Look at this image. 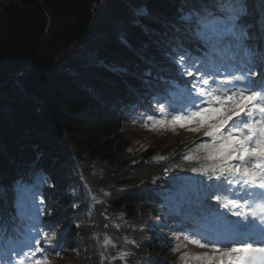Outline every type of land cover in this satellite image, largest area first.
<instances>
[{
	"label": "trees",
	"instance_id": "trees-1",
	"mask_svg": "<svg viewBox=\"0 0 264 264\" xmlns=\"http://www.w3.org/2000/svg\"><path fill=\"white\" fill-rule=\"evenodd\" d=\"M101 1L0 0V81L29 68L20 84L37 101L44 103H32L21 96L13 82L0 89V152L7 164H1L0 168L7 173L8 167L14 169L18 163L25 162L28 154L32 156L34 153L28 146L35 135L45 137L39 144L43 152L41 157L47 160L40 165L45 173L51 168L49 150L56 149L62 156H68L71 150L88 177L92 193L102 196L107 204L108 219L99 218L103 241L110 242L107 245L110 250L130 251L132 256L128 261L131 264H155L142 258L155 253L148 247L149 241L159 244L143 229L146 216H154L155 203L149 193L132 187L147 184L161 175L164 166L154 164L152 157L160 152L165 154L167 148L162 150L132 139L120 118L128 106L123 99L129 95L126 92L118 95L109 84L101 81L113 82V79L93 58L110 63L113 57L127 60L128 67L139 73L138 61L123 51L118 40L120 33L129 36L130 6L148 4L155 15L164 19L163 15H169L165 6L174 0H105L97 9ZM132 41L129 42L138 51L155 50L152 41L145 37ZM70 49L74 61L69 62L66 70L58 69L66 61ZM156 56L158 54L153 53V58ZM125 81L134 85L131 80ZM65 178L73 179L67 173ZM54 183L49 187L57 189ZM59 183L62 189H67L68 184L61 179ZM98 187L107 193H100ZM122 187L124 189L119 190ZM74 188L73 191L79 192L76 196L68 195L63 204L73 206L72 216L83 215L87 208L86 195L79 185ZM55 201L56 197L48 191V204ZM59 204L50 206L53 213ZM127 222L131 225H126ZM80 231L70 232L79 247L85 239ZM90 238L94 242V238ZM70 260L71 264L86 263L82 251L70 256Z\"/></svg>",
	"mask_w": 264,
	"mask_h": 264
},
{
	"label": "snow or ice",
	"instance_id": "snow-or-ice-1",
	"mask_svg": "<svg viewBox=\"0 0 264 264\" xmlns=\"http://www.w3.org/2000/svg\"><path fill=\"white\" fill-rule=\"evenodd\" d=\"M216 9L205 10V15L189 12L181 16L189 29L195 25V34L208 51L205 57L193 59L181 53L174 60L181 76L192 77L183 89V101L178 105L157 101L160 118L148 119L161 127L171 123L173 130L192 124L195 126L188 127L189 131L203 132L208 140L197 144L184 159L199 164L190 169L193 173L217 182L207 185L204 199L214 198L220 208L236 218L222 231L178 229L174 234L185 243L177 244L174 251L180 252L186 244L206 250L200 254L185 253L180 259L185 264H264V74L256 80L251 69L245 70L243 65L239 71L234 65L217 66L214 59L233 49H242L249 58L254 55L245 41L257 39L249 31L257 24L261 30L259 42L264 44V0L256 22L247 19L250 12L244 0H218ZM136 14L145 12L138 9ZM260 55L264 59V51ZM230 58L235 60L236 56ZM221 71L226 78L218 80ZM205 117L209 119L206 121ZM222 189L231 195L222 194ZM17 215H23V208ZM30 231L33 235L26 241L28 251L12 249L17 258L0 264H48L47 255L37 256L44 253L43 245L50 243L48 234L37 228Z\"/></svg>",
	"mask_w": 264,
	"mask_h": 264
},
{
	"label": "bare ground",
	"instance_id": "bare-ground-1",
	"mask_svg": "<svg viewBox=\"0 0 264 264\" xmlns=\"http://www.w3.org/2000/svg\"><path fill=\"white\" fill-rule=\"evenodd\" d=\"M215 183H217V182L214 180L209 181L206 178H203L198 182V186L195 190V195H196L198 201L195 203V206H197V207L201 206L202 200H205L204 199L205 196H203V194L208 193L207 185L215 184ZM207 200H209V199H207Z\"/></svg>",
	"mask_w": 264,
	"mask_h": 264
},
{
	"label": "rangeland",
	"instance_id": "rangeland-1",
	"mask_svg": "<svg viewBox=\"0 0 264 264\" xmlns=\"http://www.w3.org/2000/svg\"><path fill=\"white\" fill-rule=\"evenodd\" d=\"M159 119V118H158ZM150 122L154 125V126H158V127H160V125L159 124H156V123H154L153 121H151L150 120ZM169 127H170V129L171 130H173V127H172V125H171V123H168L167 124ZM166 136H167V138H170V139H176V136H175V134H173L172 132L171 133H169V132H167L166 131ZM181 140H183V142L184 143H186V144H189L190 142L184 137V138H182ZM182 179H184V178H187V179H185V180H188L189 181V184H185V186H184V190H186V189H190L191 187H192V183L194 182V181H196V178H197V176H193L192 178H190V179H188V177H181ZM193 263H195L194 261H191V262H189V264H193Z\"/></svg>",
	"mask_w": 264,
	"mask_h": 264
}]
</instances>
